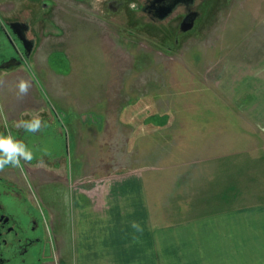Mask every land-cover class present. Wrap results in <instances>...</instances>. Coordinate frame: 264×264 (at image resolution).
Instances as JSON below:
<instances>
[{"label":"rangeland","instance_id":"obj_1","mask_svg":"<svg viewBox=\"0 0 264 264\" xmlns=\"http://www.w3.org/2000/svg\"><path fill=\"white\" fill-rule=\"evenodd\" d=\"M19 1L10 12L13 17L23 7L26 17L37 21L42 16L39 6L31 10L32 5ZM208 2L201 4L204 7L201 25L183 38L179 46L171 42L170 47L166 46V34L172 20L155 26L138 11L132 19L129 16L110 19L103 26L60 15L67 35L50 38L37 55L38 64L24 66V75L20 71L6 75V80L10 77L18 82L20 78L30 80L32 86L24 96L18 94V84L7 91L0 89V127L18 128V122L9 120L10 114H18L24 120L39 116L42 121L53 120L54 124L67 122L64 111L73 108L71 95L85 93L93 101L87 112V124L93 125V133L76 134L57 125L55 130L42 127L37 139L27 132L25 138L31 139L25 145L33 148L34 158L42 155L37 151L41 149L34 151L33 146L40 140L42 153L65 157L72 174L84 169L92 156L107 159L112 165L116 163V168L135 167L147 180L159 169L156 184L163 196L156 197L161 212L158 219L162 217L163 225L175 223L180 219V207L175 204L170 206L175 210L168 211L165 204L171 196L165 195L174 193V200L181 197L179 188L171 190L174 185L171 177L177 170L170 169V164L177 168L183 158L190 156L187 148L185 155L183 150L187 125L196 129L198 143L204 144L199 149L203 154L200 158L210 156L208 144L222 141L223 145L236 139V151L243 153L237 157L236 169L220 171L222 175L230 171L238 185L235 198L231 194V205L260 204V187L264 182V0H219L206 13ZM94 22L105 28L102 35L101 27ZM75 25L78 29L72 35ZM45 27L49 34L56 32L50 23ZM153 28L155 33L151 32ZM61 41L67 45L65 51L50 54L55 49L53 44ZM55 88L61 89L62 99L53 91ZM10 105L13 114L8 110ZM153 116L159 122L152 123ZM160 122L163 126L158 125ZM229 129L235 131L230 137ZM79 135L86 138V148L80 150ZM218 152L225 155L228 150L221 148ZM102 161L98 163L107 165ZM104 165H96L94 172L105 170ZM112 165L108 167L113 169ZM18 168L24 172V176L21 174L24 188L30 190L33 205L39 207L42 215L45 209L51 210L53 188L68 174L59 175L52 164L41 162H24ZM85 169L81 172L84 176L89 174L88 168ZM50 230L46 233L48 237L53 236Z\"/></svg>","mask_w":264,"mask_h":264},{"label":"crops","instance_id":"obj_2","mask_svg":"<svg viewBox=\"0 0 264 264\" xmlns=\"http://www.w3.org/2000/svg\"><path fill=\"white\" fill-rule=\"evenodd\" d=\"M16 84L18 81L10 77L1 89L7 91ZM53 91L62 99L61 89ZM71 100L73 108L64 111L67 122L61 120L57 126L76 134H92L93 125L87 124V112L93 102L90 96L78 92L71 95ZM12 109L10 105L8 110L13 114ZM17 116L10 114L9 120L17 122ZM43 122L45 127L49 126L47 119ZM232 132L235 131L229 129V137ZM196 137V129L186 125L183 150L185 155L187 148L190 156L183 158L177 168L170 164V169L177 170L171 177L174 183L171 190L175 192L179 188L181 197L174 200V193L165 195L171 196L165 204L168 211L175 210L170 206L179 205L180 219L165 225L160 224L162 217L158 219L161 212L156 197L163 196L156 184L159 169L147 180L135 167L116 168V163L112 165L107 159L97 160L98 157L91 155L93 159L84 164V169L72 174L66 158L61 165L54 164L48 161L50 155L43 154L37 164H52L57 174H68L53 188L51 210L43 211L45 219L52 224L51 263L264 264V182L260 187V204L231 205V194L235 198L238 185L229 170L236 169L237 157L243 154L236 151V139L223 145L222 141L208 144L206 148L212 150L210 156L200 158L203 154L199 149L204 144L201 146ZM83 138L77 136L78 150L86 148ZM221 148L228 150L227 154L219 153ZM98 161H106L107 165ZM99 164L106 166L105 170L94 172ZM85 168L89 170L86 176L81 173ZM221 168H228L229 173L222 175ZM133 223L138 227H133Z\"/></svg>","mask_w":264,"mask_h":264},{"label":"flooded vegetation","instance_id":"obj_3","mask_svg":"<svg viewBox=\"0 0 264 264\" xmlns=\"http://www.w3.org/2000/svg\"><path fill=\"white\" fill-rule=\"evenodd\" d=\"M17 1L19 0H0V81L3 83L6 75L19 71L24 75V66L38 64L37 55L50 38L61 39L67 35L65 23L60 19V15L72 16L73 20L81 19L86 23L95 21L100 23L99 25L106 24L110 19H123L126 16L132 19L134 13L138 11L145 14L150 20L149 23L155 26L172 20L174 27L170 24L166 34L168 38L166 46L170 47L171 42L179 46L183 38L189 37L201 25L204 12L201 4L206 0H24V5L33 6L31 10L39 6L42 16L38 17L37 21L31 16H25L24 7L20 14L13 17L10 12L15 10ZM218 2L219 0H209L205 4L206 13L211 7L215 8ZM47 23L54 27L55 33L49 34V31L45 30ZM77 27L75 25L76 29H72V35L77 32ZM99 27L102 35L105 28ZM151 32L155 33L156 29L153 28ZM66 46L62 41L56 42L52 46L55 49L50 54L65 51ZM2 86L3 84L0 85V89ZM21 120L24 118L19 117L17 122ZM47 124L48 128L54 130L57 128V124L50 122L49 119ZM9 132L14 139L21 140L24 144L26 141L30 142V136L25 138L27 132L24 129L0 127V133ZM30 134L33 139H37L39 133ZM40 144L41 141L38 140L33 146L36 148L34 151L41 149L37 151L42 155L39 158L33 157L28 163L37 164L43 156L44 149L39 146ZM64 158L53 154L48 161L61 165ZM20 164L23 165L24 161L21 160ZM20 169L22 168L8 165L0 171V264L50 263L53 244L52 236L48 237L46 234L50 230L49 224L39 211V207L33 205L30 190L24 188V179L21 175L24 176V172Z\"/></svg>","mask_w":264,"mask_h":264},{"label":"clouds","instance_id":"obj_4","mask_svg":"<svg viewBox=\"0 0 264 264\" xmlns=\"http://www.w3.org/2000/svg\"><path fill=\"white\" fill-rule=\"evenodd\" d=\"M2 84L3 81H0V85ZM31 86L30 80L20 78L17 85L18 94L20 96L27 95ZM16 126L24 129L25 132L36 133L39 132L45 124L39 116H35L30 120L19 121ZM32 159L33 154L23 141L14 139L10 132L7 134L0 133V171H3L8 165L19 167L21 160L24 162H31ZM133 227L138 226L133 223Z\"/></svg>","mask_w":264,"mask_h":264},{"label":"trees","instance_id":"obj_5","mask_svg":"<svg viewBox=\"0 0 264 264\" xmlns=\"http://www.w3.org/2000/svg\"><path fill=\"white\" fill-rule=\"evenodd\" d=\"M151 119H152V120H151L152 123H155V122H157V120H158V119L155 118V116H153ZM158 122H159V120H158ZM156 124H157V123H156ZM156 124H155V125H156ZM158 125H162V126H163V124H161V122H160V124H158Z\"/></svg>","mask_w":264,"mask_h":264}]
</instances>
